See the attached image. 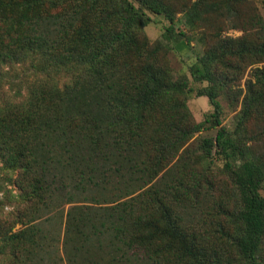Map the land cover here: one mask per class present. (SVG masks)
<instances>
[{"label":"trees","instance_id":"trees-1","mask_svg":"<svg viewBox=\"0 0 264 264\" xmlns=\"http://www.w3.org/2000/svg\"><path fill=\"white\" fill-rule=\"evenodd\" d=\"M241 1L221 4L244 35L220 37L190 68L214 108L196 123L189 78L174 79L143 30L147 11L175 22L159 0H0V80L7 65L31 72L0 105V162L23 206L20 229L0 228V264H264V145L252 154L222 126L218 94L230 71L257 65L239 122L264 140V20L242 19ZM211 129L197 155L191 140ZM217 158L236 187L231 213L209 191Z\"/></svg>","mask_w":264,"mask_h":264},{"label":"rangeland","instance_id":"rangeland-1","mask_svg":"<svg viewBox=\"0 0 264 264\" xmlns=\"http://www.w3.org/2000/svg\"><path fill=\"white\" fill-rule=\"evenodd\" d=\"M137 6L135 0H131ZM174 17L172 24L165 14H155L147 11L148 16L151 17V22L143 29L145 35L149 38L152 44L164 45V60L173 71L174 79L187 76L191 82L190 98L187 101L188 107L192 113L191 120L196 123L205 121L208 115L214 112V108L209 102L207 96H198V91L202 87L208 86V82L196 83L191 76L190 68L197 63L198 59L207 52L211 47H218L219 38H237L244 35V31L233 27L234 23L238 22V17L232 15L229 10L222 6V0H202L197 3L196 0H159ZM196 4V8L195 5ZM230 7L235 9V5L230 3ZM239 10L237 14H241L242 19L249 14L258 12L264 20V0H249L248 2L241 1L237 6ZM194 21V26L186 24V15ZM189 18V17H188ZM174 28L175 36L170 38L168 28ZM185 33L187 37H181L180 34ZM187 38L190 39L187 45ZM184 43L183 49H180ZM29 64L27 66L21 65H7L4 66L3 78L0 80V105H4L5 101L20 99L17 91L25 93V82L27 76L31 73L29 71ZM253 65L244 71H230V79L224 83L225 85L219 90V100L223 107L222 126L226 127L231 133L235 134L237 140L242 145H245L250 152H262L264 140L258 138L255 134L257 132L258 123H247L246 130L242 129L239 122V115L241 112V104L244 96L246 81L249 78V73ZM263 67L264 63L258 64ZM227 70L220 65L218 67V76L225 74ZM242 77V79H241ZM173 101L164 100L163 105H172ZM217 134L216 129L204 130L196 134L191 140V149L200 155L199 150L200 140L202 137L209 138L215 137ZM260 139L256 143V140ZM3 164L0 162V228L5 227L9 229L13 227V231L21 228L20 224H16L19 209L23 206L17 200V195L21 193L18 185L15 183L18 175L13 173H6L2 170ZM163 173L167 178H174L176 171L172 169L169 172ZM209 180L211 182L210 193L214 194L212 202L214 204L222 201L224 209L231 213L234 211L237 203L236 187L228 173L225 172L224 161L219 158L214 159L210 168ZM161 176V175H160ZM264 195V189L262 191ZM196 212V216H199ZM221 214V213H220ZM190 219H191V215ZM219 222L224 225L230 223V218L227 215H221ZM206 221L207 218L205 217ZM208 222V221H207ZM231 224V223H230Z\"/></svg>","mask_w":264,"mask_h":264}]
</instances>
